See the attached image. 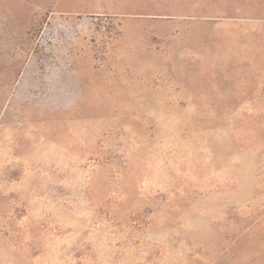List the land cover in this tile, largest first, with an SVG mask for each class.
I'll return each mask as SVG.
<instances>
[{
	"label": "rangeland",
	"instance_id": "374dc122",
	"mask_svg": "<svg viewBox=\"0 0 264 264\" xmlns=\"http://www.w3.org/2000/svg\"><path fill=\"white\" fill-rule=\"evenodd\" d=\"M0 264H264V0H0Z\"/></svg>",
	"mask_w": 264,
	"mask_h": 264
}]
</instances>
